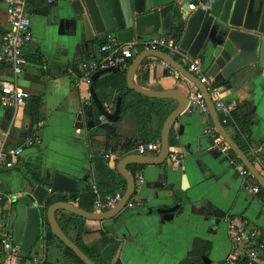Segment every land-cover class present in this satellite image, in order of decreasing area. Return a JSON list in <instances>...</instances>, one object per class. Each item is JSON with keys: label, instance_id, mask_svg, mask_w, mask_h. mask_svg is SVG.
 Instances as JSON below:
<instances>
[{"label": "crops", "instance_id": "crops-1", "mask_svg": "<svg viewBox=\"0 0 264 264\" xmlns=\"http://www.w3.org/2000/svg\"><path fill=\"white\" fill-rule=\"evenodd\" d=\"M25 9L34 41L25 49L24 71L16 77V82L19 89L30 94V99L17 108L0 105V144L18 146L36 135L39 145L27 149L15 168L0 172V202L8 205L11 198L32 193L36 186L49 187L57 173L78 182L76 192L58 194L69 198L66 203L74 206L79 207L71 196L87 194L89 190L96 195L101 189L106 196H113L109 194L112 192H121L124 196L127 182L118 171V164L128 156L138 155L137 149L135 154L125 155L122 151H113L112 145L125 141H139L140 145L161 143L165 122L172 113L162 121L156 107L166 100L146 97L129 87L131 92L124 93L126 100L117 90H102L104 102L100 101L110 114L115 112L118 98L122 99L120 117L109 121L93 102L90 84L78 80L81 76L78 65L102 58L99 47L108 38L88 39L70 0L56 4L28 0ZM6 10V0H0V45L9 31ZM175 25L176 22H170L167 31H162L159 37L173 38L171 32L177 28ZM159 37L133 41L137 43L138 55L129 59L126 67L117 69L128 74L143 52L159 51L169 55L162 48L146 49V42ZM200 54L208 72L215 56L213 36ZM172 58L182 65L180 54ZM163 62L154 56L146 58L134 77L135 84L155 92L179 91L189 98L199 91L185 77L178 80L171 76ZM0 79L12 80V71L1 67ZM229 85L231 89H225L224 101L233 104L244 117L243 124L249 125L251 134L245 138L254 161L246 156L264 177V68L259 65V59L255 62L250 58L243 60ZM167 101L173 112L178 103ZM126 102L134 104L135 113L120 120ZM193 110L182 114L172 127L169 156L164 163L127 166L135 180L139 174L145 177L143 187L135 190L131 198L136 202L135 208H125L132 211L139 207L136 212L124 210L116 218L102 222L83 219L85 233L80 240L91 253L98 254L101 247L116 243L112 264H222L234 247L229 232L231 222L243 223L264 235V195L262 192L255 195L246 189L245 180L239 174L245 168L243 163L230 148L225 153L215 148L213 138L206 135L208 128H215L209 110L207 114L200 109ZM139 113L141 117L137 116ZM100 116L106 118L103 123L99 121ZM107 123L114 124L116 139L99 126ZM235 130L228 128L231 138L236 135ZM160 152L161 148L146 156L157 158ZM173 156L182 160L178 168L173 167ZM96 160L105 165L98 176L94 170ZM23 170L35 177L36 186L29 182ZM176 206L180 208L175 212L157 213L158 209ZM93 209L91 213H103L98 212L95 205ZM66 213L68 215L60 214L58 218L71 216ZM3 220L14 234L15 215ZM69 234L73 241L76 240L75 230ZM44 237L42 219L37 245L30 254L22 252L12 264H33L35 256L44 257L42 264H71L64 247L58 242L46 246ZM5 257L0 246L1 264H6ZM261 262L264 264V257Z\"/></svg>", "mask_w": 264, "mask_h": 264}, {"label": "water", "instance_id": "water-1", "mask_svg": "<svg viewBox=\"0 0 264 264\" xmlns=\"http://www.w3.org/2000/svg\"><path fill=\"white\" fill-rule=\"evenodd\" d=\"M71 8L78 21L84 27L88 39L95 37L114 38L121 43L144 42L152 37H159L167 31L170 22H176L181 28L180 49L193 59L202 60L201 51L210 36H213L215 56L208 69L207 76L218 84L231 89L229 80L240 68L242 61L259 59L264 68V0H70ZM195 7L191 10L190 6ZM158 57L177 70L183 77L197 86L203 94L209 114L215 128L236 157L243 163L264 190V177L245 153L237 146L221 125L214 104L206 91L174 58L159 51L143 52L131 65L127 74L128 87L138 94L162 100H175L177 108L165 122L161 136V152L157 158L132 155L118 164V171L126 179L127 189L122 200L113 208L103 213H89L71 203L57 202L46 212L52 234L65 246L70 248L84 264H96L89 259L80 248L70 240L58 224L56 213L65 211L84 220L106 221L119 216L126 208L127 202L135 193V178L127 171L129 165H153L164 163L169 156L170 135L174 124L186 111L194 112L188 107L189 97L179 91L155 92L136 85L134 77L139 67L148 57ZM249 57V58H248ZM108 68L96 72L90 81V95L100 113L109 121L120 117L122 99L118 98L113 114L107 112L96 92V80L111 72ZM91 118V114H88ZM78 182L62 173H57L52 185L36 186L32 193L19 198H11L9 204L0 202V220L15 215L14 239L24 254H30L37 245L42 219L45 214L46 201L58 194L76 192ZM180 206L158 209V214L175 212ZM119 227V225H118Z\"/></svg>", "mask_w": 264, "mask_h": 264}, {"label": "built area", "instance_id": "built-area-1", "mask_svg": "<svg viewBox=\"0 0 264 264\" xmlns=\"http://www.w3.org/2000/svg\"><path fill=\"white\" fill-rule=\"evenodd\" d=\"M28 0H6L7 24L9 31L3 36L0 45V68H9L12 71L13 79H0V105L17 108L23 105L30 99V94L18 88L16 77L23 73L25 65V49L33 43L34 35L31 27V21L26 13V4ZM47 4L60 3L63 0H42ZM194 10L193 5L190 6ZM149 50L165 49L172 57L180 54L182 66L187 67V71L196 78L200 84L206 87L211 101L214 104L215 110L222 117L221 125L229 124L234 116L236 107L231 103L224 101L225 86H219L213 78L207 76V71L199 59H193L185 55L180 47L179 42L170 37H159L157 39L145 43ZM137 43L123 44L114 38L109 37L104 41L99 51L103 54L100 59L84 61L78 65V71L81 73L78 80L90 84L94 73L99 70L108 68L126 67V63L134 55H138ZM163 66L168 70L169 74L176 79H184V77L168 63L163 62ZM189 108L200 109L203 113H208V106L203 94L198 91L192 94L189 98ZM106 120L104 116H100L99 121L103 123ZM206 135L213 138L214 147L225 153L229 150L228 145L223 138L218 134L214 127L206 130ZM39 141L36 135L27 139L23 144L18 146H8L6 142L0 144V172L2 170H11L15 168L20 157L27 149L36 148ZM161 148V143H148L137 147V154L146 156L150 152H155ZM181 158L173 156V167L178 168L181 163ZM240 176L245 180L246 189L251 193L258 195L261 188L246 168L239 171ZM145 177L139 174L135 180V190L138 191L143 187ZM96 192V189L94 188ZM123 198V194L116 193L114 196H106L104 200H97L95 207L98 212L110 210L115 207ZM127 208L133 209L136 202L133 199L127 202ZM229 232L232 235L234 242L233 250L228 254L222 264H261L264 257V235L258 230L248 228L243 223L231 222ZM0 246L5 254V263L12 264L15 259L22 256V251L15 243L14 234L8 228V222L0 220ZM43 256H35L32 259L33 264H42ZM1 264V259H0Z\"/></svg>", "mask_w": 264, "mask_h": 264}, {"label": "trees", "instance_id": "trees-1", "mask_svg": "<svg viewBox=\"0 0 264 264\" xmlns=\"http://www.w3.org/2000/svg\"><path fill=\"white\" fill-rule=\"evenodd\" d=\"M171 35L173 36L174 39H176V41H178L180 39L181 36V28H175L174 30H172ZM219 86H222V84H218ZM96 90L99 94V99L104 102V98L102 97V95L100 94L102 90L106 91V90H117L121 93V95L123 97H125L126 100V94L124 96L125 92H131L127 86V73L126 71L122 70V69H117V71L111 73L110 75L106 76V77H101L96 81ZM157 108V116H160V118L162 119V121H165L166 118L168 117V115L170 113H172L173 107L170 103V101H161L158 103ZM135 113V107L134 104L131 103H124L123 104V108H122V115L121 118L124 117H128V116H132V113ZM138 113V112H137ZM140 115H142V113L137 114V116L141 117ZM134 116V115H133ZM234 118L233 120L227 124L224 125L223 127L225 128V130L227 131L229 127H234L236 128V135L233 138L234 142L237 144V146L241 149L242 152H244L247 156H249V158L251 159V161H254L252 159V157L249 155V145L248 143H246L247 139L245 138V136H249L250 130H249V125L248 124H243V119L244 117L240 114V112L238 110H236L233 114ZM219 120L220 122L222 121V117L219 116ZM235 119V120H234ZM100 124V123H99ZM114 124L111 123H107L105 125H99L102 129H105L106 132H108V134L111 136L112 139H116V130L113 127ZM140 145L139 141H125V142H121V143H116L113 146V151H122L125 153V155H131V154H135V150L137 149V147ZM96 160V163H94V170H95V175L98 176V173L101 171V168L104 167L105 165L103 164L102 161ZM104 169V168H103ZM107 170V168H106ZM23 173L25 175V177L29 180V182L33 185L36 186L37 185V180L35 179V177L28 171V170H23ZM124 180V179H123ZM124 182V189L126 187V182ZM100 194L96 195L94 192H92V190H89L87 192V194H83V195H73L71 196V200L78 202L79 208L83 211L86 212H94V205L96 203V201L98 199L100 200H104V198L106 197V195L102 192V190H98ZM262 194L264 195V190H261ZM110 195H115V193H109ZM69 200V198L65 197V196H61V195H54L51 196L50 198L47 199L46 201V208H45V214L43 216V221H44V227H45V237H44V241H45V245L46 246H50L56 242H58L59 244H61L64 249H65V254L66 256L69 258L70 263L71 264H84V262L72 251L70 250V248H68L67 246H65L63 244V242H61L58 238H56L50 229L49 223H48V219H47V215L46 212L48 210V208L50 206H52L53 204L57 203V202H67ZM139 208V207H138ZM138 208L136 210H125L124 212L127 213H133L136 212L138 210ZM60 214H67L64 211H58L56 213V217H57V221L58 224L60 225L61 229L63 230V232L67 235V237L71 239V237L69 236L70 231L75 230L76 233V240H72L82 251L83 253L90 258L94 263L96 264H112V261L115 257V250L117 248V244L116 243H110L107 244L103 247L100 248V253L95 254V253H91L89 251V248H87L86 246H84V244L82 243V241L80 240V237L85 233L84 232V220L81 218H78L77 216H74L71 214V216L68 217H63V219L58 218V216ZM68 215V214H67ZM44 264H48V263H44ZM117 264H121L120 262H118Z\"/></svg>", "mask_w": 264, "mask_h": 264}]
</instances>
